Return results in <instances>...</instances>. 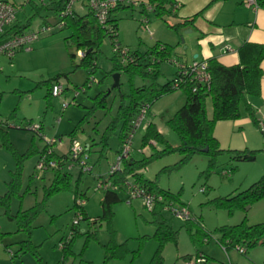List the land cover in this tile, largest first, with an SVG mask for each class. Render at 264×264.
I'll return each mask as SVG.
<instances>
[{
    "label": "rangeland",
    "instance_id": "1",
    "mask_svg": "<svg viewBox=\"0 0 264 264\" xmlns=\"http://www.w3.org/2000/svg\"><path fill=\"white\" fill-rule=\"evenodd\" d=\"M18 1L23 4L16 12L18 25L23 26L30 20L24 29H34L39 24L51 25L53 29L40 34L32 51H18L10 60L2 58L0 61V196L11 190L9 183L15 179L14 172L19 162V175L15 179L17 184L13 187L15 192L10 195L8 209L15 214L17 210L27 209L36 203H40L42 208L31 224V241L37 245L36 254L20 253L16 256L13 253L18 243L26 239V234L14 232L15 222L8 219L6 206L0 204V230L8 233L0 239V264H38L37 256L43 257L48 264H55L61 259L59 244L70 234L72 221L78 212L76 201H84V209L92 219L101 214L103 190L98 189L97 185L108 176L119 147L121 122L114 119L121 95L129 92L130 77L124 72H118L119 87L112 88V75L116 71L113 70V46L108 37L102 38L90 59L95 67L89 74L91 66L82 64L81 49H77L74 39L70 37L72 29H59L55 26L58 14L50 17L51 11L41 8L40 13L34 16L42 4L41 0H30L31 3ZM73 8L78 14L87 11L86 7H80L77 3ZM146 15L149 33L140 29V20ZM114 17L117 20L116 39L120 46L131 52H145L156 42L162 41L175 46L171 60L181 61L186 58L185 46L190 34L185 29L178 33L170 27L176 21L174 16L164 15L160 18L152 11L143 13L140 6L130 5L116 10ZM71 54H74L73 58ZM148 61H152V58ZM158 69L159 84L165 83L175 72L174 64L168 60L161 61ZM59 73H67V77L60 79L63 91L57 97H50L48 102L45 98L48 88L43 82ZM88 77L94 78L95 82L86 86L84 84ZM131 79L134 86L151 82L150 77L142 74H135ZM98 93L106 96L104 104L97 102ZM184 101L182 90L154 99L132 136L130 155L133 158L139 159L142 155H149L153 149L160 151L165 147L164 142L155 143L152 140L150 142L154 148L145 146L140 151L141 140L149 122L157 127L166 144L172 147L179 145L180 139L167 124V120ZM206 109L210 115L212 107L209 98L206 100ZM113 121L114 127L108 131L107 127ZM28 122L39 123L42 134L27 128L25 124ZM215 126L219 146L226 151L216 154L212 165L209 164L210 155L204 152L194 153L181 164L178 163L182 155L170 152L153 158L140 171L145 179L155 180L158 187L174 194L180 191L179 198L188 207L191 217L201 219L209 232L207 238L198 236L193 240L185 229V222L168 213L163 212L154 219L151 211L144 206L139 207L137 199L132 204L127 203L124 200L126 194L122 192V200L113 206L114 239L116 243L127 241L128 252L123 258L111 259L105 264H149L158 243L153 237L144 236L153 234L156 222L164 218L168 225L178 231V239L177 244H164L161 251L162 264H186L197 251L209 257V264H264V243L250 247L242 254L235 248L225 251L217 241L220 237L217 229L219 226L238 224L244 217L248 225L264 222V198L231 211L213 202L215 198L246 189L264 175V134L252 123L243 105L240 106L239 118L220 120ZM74 129V135H70ZM104 134L107 143L105 148L101 142ZM52 139H60L61 143H55L53 147L58 153L67 151L71 139L79 141L88 155L87 163L92 169L90 172H81L76 164L70 169L65 166L62 172L71 174L69 188L46 197L45 189L54 171L50 167L37 168V162L46 141ZM227 150H253L255 158L237 161L231 158ZM75 191L78 193L76 200ZM83 193L84 196H80ZM96 221L88 225L87 221L79 220L76 225L78 230H94L96 240L91 239L81 253L85 235L77 236L71 246L73 254L65 264L103 263L102 245L108 243L110 237L105 223L102 221L99 224L100 221Z\"/></svg>",
    "mask_w": 264,
    "mask_h": 264
},
{
    "label": "trees",
    "instance_id": "2",
    "mask_svg": "<svg viewBox=\"0 0 264 264\" xmlns=\"http://www.w3.org/2000/svg\"><path fill=\"white\" fill-rule=\"evenodd\" d=\"M140 1L141 6L144 4L150 6V11L154 12L160 18H163L164 15H173L176 7L174 0ZM255 3L259 7H264V0H255ZM54 4L56 6L52 9H55L56 13L59 14V12L64 8L63 0H54ZM128 6L130 5L121 4L115 9L111 10V15L108 18L107 23L111 24V27L116 32L114 35L108 31L106 26L99 24L93 13L88 9L82 15L76 13L74 9L73 14L65 17V25L62 28L72 29L73 33L70 35V37L74 39L77 49L83 50L84 55L81 58V62L82 64H89V66H91L89 74L93 72L95 67V64H92L90 59L93 58V54L97 51L99 42H101L102 38L108 37L111 41V44H114V39L117 36V20L114 17V12L120 8ZM41 8V6L37 8L34 16L40 13ZM141 12L146 13L142 7ZM197 15L198 14H194L191 17L182 18L170 25V27L178 33L180 30L191 28L193 27V23ZM28 23L30 24V20H28ZM65 40L67 41V37ZM174 47V45L156 42L145 52H140L139 50H134L131 52L127 48L130 57L129 60L121 59L118 52L113 51V70L116 72H124L130 77L129 92L123 93L121 95L116 117L114 119V121L121 122V127L118 132L119 147L117 153L120 152L123 140L131 131L132 123L139 115L141 110H145L147 114L154 99H157L160 96L175 90L183 91L185 95V101L183 105H181V107H179L171 116V118L167 120V124L177 133L180 143L176 147L166 144L161 133L157 130V127L153 123L149 122L141 140L142 147L140 151L145 146H153V144L150 142L152 140L155 143L164 142L165 147L160 151L153 149L149 155H142V157L139 159L133 158L129 153L128 157L122 160L119 170L111 174L108 172V176L104 179V181H109L112 185L117 186V189H112L110 187L102 189L103 196L100 202L101 214L98 217L93 219L88 217L84 206L76 205L78 212L81 214V218L78 219L77 223H73L72 221L71 232L63 242V247H61V259L56 264H65L67 258L73 254L71 246L72 242L77 236L85 235L81 253L87 247V244L91 239L96 240V232L94 230H78L76 225L79 223V220L87 221L88 225L91 223H96V220L100 221L99 224H101L102 221L105 223V228L110 239L108 243L102 245L104 249V259L102 264H105L111 259L123 258L128 252L127 241L122 243L115 242V230L113 228V206L122 200L120 192L125 191L126 182L135 184L136 186L143 188L148 192L163 194L165 197L164 199L166 200L183 204L179 198L180 191L174 194L168 190H164L158 187L155 180L145 179L140 171L145 168L153 158L170 152H178L182 155V158L178 164L184 163L196 152H204L210 155L209 164L212 165L214 156L226 151L219 146L218 139L214 136L215 124L220 120H236L239 118L241 105H243L244 111L249 116L252 123L257 126L259 114L258 110L252 106L251 99L257 98L260 95V81L262 78L261 62L264 60V43H243L238 48L239 62L237 64L224 65L214 57L205 60L207 63V70L210 74V80L207 83H198L192 78V76H189L188 74H182L181 68L174 64L173 60L169 58L174 51ZM71 57L73 58L74 54H71ZM149 58H152V61H148ZM194 59H197V57ZM163 60H169L171 63H173L175 66V72L170 80H167L163 84H159L157 82L159 73L158 66ZM176 62H180L182 64L189 63L178 60ZM135 74H142L150 77L151 82L141 86H134L131 78ZM62 77H67V73L56 74L51 79L43 82L48 88L47 94L45 96L48 102L50 97H52L50 91L51 86L54 83H60V79ZM88 79L89 77L87 78V81ZM87 81L84 84L86 86ZM193 88H195V91H193ZM207 98L210 99L212 107L210 115L206 109ZM96 99L98 100L97 102L100 101L102 104H104L106 101V96L98 93ZM101 103L98 104L101 105ZM114 121L111 122V125L107 127L108 131L114 127ZM74 132L75 129L70 133V135H74ZM261 133L264 134L262 131ZM101 142L104 146L103 148H105L107 144L105 134L102 136ZM89 147L90 145L87 146L88 150L90 149ZM46 151L47 146L45 145V147L40 151V155L44 154ZM227 151L231 154V158L237 161H249L255 158V152L253 150ZM65 156L66 154L57 155L54 149H52V152L47 156L48 159L57 160L59 162V166L57 168H51L54 171V175L49 186L45 189L46 197L62 189L69 188L70 186L71 174L68 172H62L64 162H60L61 159L64 161L66 158ZM14 173L16 174L14 178L17 180L19 175V162ZM15 179L9 183L11 190L0 196V204L5 205L7 208L5 211L7 214L6 216L10 221L15 222L16 229L14 232H24L26 234V239L18 243L17 250L13 253V255H19L20 253H30L31 255L36 254L37 245H34L31 241V224L40 213L42 205L40 203H36L27 209L17 210L15 214L10 213L7 205L9 204L8 201L10 195L15 192V189L13 190V187L17 184L15 183ZM76 193L77 191H75V200L77 199L76 196L78 194ZM80 196H84V193L80 194ZM261 198H264V175H261L259 179L253 182L246 189L238 191L232 195L215 198L213 199V202L216 206L227 208L229 211H231L235 208L252 204ZM158 205L160 206V204H157V206L155 205V209L153 208L151 211L152 215H154V219L157 218V215L161 214L159 213L161 206L159 207ZM184 222L185 229L189 232L190 237L193 240H195L198 236L199 238L203 239L207 238L209 232L204 228L201 219L192 218L190 215V218ZM217 229L220 233V237L217 239V241L225 251H227L229 248H236L239 246L245 249V252L243 253L245 254L248 248L260 243H264V222L248 225L246 218L244 217L243 220L238 224L222 225ZM177 232V230L168 225L165 218L156 222V227L153 234L150 236H144L153 237L158 243L156 251L154 252L149 264H162L161 251L163 246L168 242L177 244ZM7 234V232H2L0 230V239H2ZM198 252L199 251H197V253ZM137 253L138 251L135 252V254ZM206 257L209 260V257ZM36 261L38 264H48L40 256L36 257ZM228 264L231 263L228 262Z\"/></svg>",
    "mask_w": 264,
    "mask_h": 264
},
{
    "label": "built area",
    "instance_id": "3",
    "mask_svg": "<svg viewBox=\"0 0 264 264\" xmlns=\"http://www.w3.org/2000/svg\"><path fill=\"white\" fill-rule=\"evenodd\" d=\"M28 1L29 0H25V2ZM75 3L79 4L80 7H86L88 10H90L93 13L95 19L98 21V23L106 26V28H108V31L113 35L116 34V32L111 27V24L107 23V20L111 15V10L115 9L121 4L140 6L144 8V11H146V13L149 12L151 9L150 6L146 4L141 6L140 0H63L64 8L59 12L58 20L55 23V26L57 28H62L65 25V17L73 14V5ZM246 4L249 6H256V3L252 0H247ZM17 9L18 6L15 3L7 0H0V55H5L8 58L13 57L18 51L30 50L32 42L38 39L40 34L45 33L47 31H51L53 29L51 25L44 24L38 26L35 29H31L28 31L13 32L9 34L6 31V28L7 26L13 24V22L15 21ZM140 22V29L149 33L147 27L148 18H142ZM112 46L113 51L118 52L121 59H130L128 49L120 46L117 43L116 38L114 39V44ZM228 50H231L229 45H224L223 51ZM80 55L83 56L84 52H81ZM173 62L181 68L182 74H188L189 76H192V78L198 83H207L210 80V74L207 70V63L205 60L193 59L188 64H182L176 61ZM91 82H95V79L89 77L87 81V86H89ZM62 90L63 89L61 83H54L51 86L50 90L51 96H59L62 93ZM193 91H195V88H193ZM258 114L259 117L257 121V126L260 131L264 132V110L259 109ZM145 116L146 111L141 110L139 115L133 121L131 131L123 140L121 150L119 153H117L114 162L109 168V174L119 170L121 167L122 160L128 157L131 150L132 136L135 133V130L141 124L142 120L145 118ZM27 128H31L34 132L42 134L40 132L41 128L39 123L28 122ZM55 143L60 144V139H52L46 141L45 145L47 146V151L44 154L40 155L39 161L37 162V168H57L59 166V162L57 160L47 158L48 154L52 152ZM65 154L66 158L64 159V161L62 159L60 160V162H64L63 168L67 166V168L70 169L73 164H76L78 165L81 172L91 171L92 168L90 167V164L87 163L88 155L85 153V150L79 141L71 139L68 150ZM107 187L117 189V186L112 185L109 181L98 182V189H104ZM200 191H202V189ZM124 193L126 194L124 200L127 203H131L133 199L139 198L142 201L143 206L149 211H152L155 205L160 204L163 210L169 211L174 217L178 219L185 221L190 218V211L186 205L178 204L171 200L166 201V199H164L165 197L163 196V194L148 192L147 190L129 182H126ZM77 205L83 206L84 201L78 199ZM80 218L81 214L78 212L76 214L75 219L73 220V223H77L78 219ZM61 247H63V243L59 244V248ZM235 249L242 254L245 252V249L239 246H237ZM190 264H209V260L205 254L198 252L192 257Z\"/></svg>",
    "mask_w": 264,
    "mask_h": 264
},
{
    "label": "crops",
    "instance_id": "4",
    "mask_svg": "<svg viewBox=\"0 0 264 264\" xmlns=\"http://www.w3.org/2000/svg\"><path fill=\"white\" fill-rule=\"evenodd\" d=\"M246 1L247 0H174L176 7L172 16H174L176 20L175 22L182 18L198 14L194 20L193 27L185 29L191 36L189 35L188 44L185 46L186 52L184 55L186 58L181 61L190 62L194 59V54H197V59L199 60H207L214 57L224 65H233L239 62L238 48L243 43H264V7H259L257 5L249 6L246 4ZM252 1L255 2V0ZM13 2L18 6V9L23 5L20 4L21 2L19 1V3L16 2V0H13ZM31 2L32 1L29 3ZM41 3L43 9L51 11L50 17L56 16L57 13L55 9H52L56 6L54 0H41ZM75 12L77 13L76 9ZM26 24L29 25L28 21ZM26 24L23 26L18 25L15 16V21L10 26H7L6 31L9 34L13 32L28 31L27 29H24V27L27 26ZM40 25L43 24H39L38 26ZM38 40L39 38L32 42L31 49L28 50V52L34 49L33 46L38 43ZM158 42L163 43L162 41ZM224 45H229L231 50L223 51ZM81 52H83V50H81ZM16 54L17 53H15L14 57ZM171 55L169 57L170 59H172ZM2 58L10 60L12 57L8 58L5 55H0V61ZM261 68L262 78L260 81V95L257 98L251 99L252 106L257 110L264 109L262 108L264 107V60L261 62ZM40 128H42L41 125ZM216 132L217 128L215 126V137L218 136ZM66 152L58 153L55 150L57 155H64ZM136 199L139 203V207H143L142 201L139 198ZM136 199H133L130 204ZM159 210V213L165 212L172 215L169 211L163 210L161 207ZM85 212L88 215L86 210ZM41 258L43 259V257ZM186 264H190L189 261L186 262Z\"/></svg>",
    "mask_w": 264,
    "mask_h": 264
},
{
    "label": "water",
    "instance_id": "5",
    "mask_svg": "<svg viewBox=\"0 0 264 264\" xmlns=\"http://www.w3.org/2000/svg\"><path fill=\"white\" fill-rule=\"evenodd\" d=\"M191 31V30H189ZM197 57V54H194L193 58H196ZM113 77V84H112V88L116 87L118 88L119 87V79H120V73L116 72L112 75ZM207 150V149H205Z\"/></svg>",
    "mask_w": 264,
    "mask_h": 264
}]
</instances>
